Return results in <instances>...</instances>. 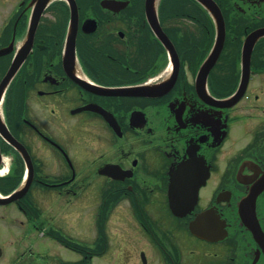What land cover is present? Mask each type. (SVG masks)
Here are the masks:
<instances>
[{"label": "flooded vegetation", "instance_id": "af4514ba", "mask_svg": "<svg viewBox=\"0 0 264 264\" xmlns=\"http://www.w3.org/2000/svg\"><path fill=\"white\" fill-rule=\"evenodd\" d=\"M0 264H264V0H0Z\"/></svg>", "mask_w": 264, "mask_h": 264}]
</instances>
